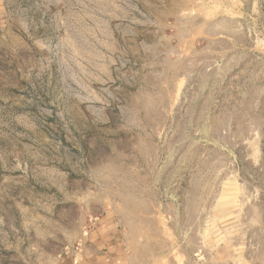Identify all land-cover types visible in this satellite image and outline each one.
Returning a JSON list of instances; mask_svg holds the SVG:
<instances>
[{"label": "rangeland", "instance_id": "obj_1", "mask_svg": "<svg viewBox=\"0 0 264 264\" xmlns=\"http://www.w3.org/2000/svg\"><path fill=\"white\" fill-rule=\"evenodd\" d=\"M177 9L0 0V264H58L143 200L179 264L264 261V0Z\"/></svg>", "mask_w": 264, "mask_h": 264}, {"label": "crops", "instance_id": "obj_2", "mask_svg": "<svg viewBox=\"0 0 264 264\" xmlns=\"http://www.w3.org/2000/svg\"><path fill=\"white\" fill-rule=\"evenodd\" d=\"M172 1L173 5L178 7L175 10L176 13L201 12L206 15L211 12L214 14L215 8H218V12L223 14H231L233 3L238 2V0ZM215 3H218V6ZM246 12L248 14V9ZM190 28L191 30L183 29L181 25L175 27L176 31H180L182 37L193 36L192 26ZM206 35L214 37V29L207 28ZM222 36L237 37L238 34L228 31ZM140 204V206L136 204L133 212H129L130 210L120 211L118 221L112 214L95 219L93 224L85 227L88 232L84 233L83 246L78 250L79 252L61 257L58 264H179L172 256L174 247L168 242L160 240L157 233L160 228L173 229L174 225H169L167 215L161 216V218L166 217V222L158 221V206L154 205L152 200H143ZM186 209L184 217L181 216L180 219L184 224H190L197 209L191 206ZM171 216L173 219L175 218L173 214ZM185 227L187 226L184 225ZM229 246L224 242L216 244L213 252L204 251L200 260L197 261L198 264H257V261L238 257L234 254L232 247L229 250ZM255 254L256 252L252 254L254 258ZM181 257L185 259L183 255H180V259ZM260 264H264V261Z\"/></svg>", "mask_w": 264, "mask_h": 264}]
</instances>
